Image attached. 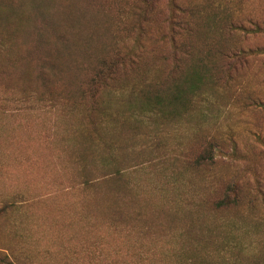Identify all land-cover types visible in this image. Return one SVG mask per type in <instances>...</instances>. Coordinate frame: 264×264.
I'll return each instance as SVG.
<instances>
[{
	"label": "rangeland",
	"instance_id": "rangeland-1",
	"mask_svg": "<svg viewBox=\"0 0 264 264\" xmlns=\"http://www.w3.org/2000/svg\"><path fill=\"white\" fill-rule=\"evenodd\" d=\"M44 1L47 15L26 9L25 21L14 26L25 39L22 46H10L11 53L0 47V60L25 47L21 74L37 81L23 86L25 94L12 84L18 75L0 82V208L7 206L0 212V264H173L192 242L190 228L206 233L223 219L245 243L247 256L264 254V195L257 194L253 209L241 205L216 212L210 206L214 190L229 182L258 187V176L264 187V146L254 135L264 140V107L233 105L236 90L244 87L243 99L252 94L264 101V52L247 57L234 74L236 89L213 91L209 105L197 98L190 114L148 112L140 101L132 107L127 99L111 95L115 118L99 126L105 146L99 145L86 134L79 107L67 97L86 72L85 48L100 54L115 41L116 32L122 41L121 0ZM166 1L158 2L146 27V59L154 52H170L164 41ZM177 3L248 29L264 27V0ZM125 5L126 11L130 4ZM223 25L197 38L200 53L212 46L211 62L223 61L218 49L264 48V31ZM44 26L51 29L48 38L39 37L34 46L33 38ZM48 55L56 61V71L38 80L40 59ZM167 67L161 66L160 76ZM41 81L47 82L45 88ZM35 89L44 93L41 99ZM218 125L236 131L241 153L233 157L228 147L212 168L188 167L187 155Z\"/></svg>",
	"mask_w": 264,
	"mask_h": 264
},
{
	"label": "trees",
	"instance_id": "trees-1",
	"mask_svg": "<svg viewBox=\"0 0 264 264\" xmlns=\"http://www.w3.org/2000/svg\"><path fill=\"white\" fill-rule=\"evenodd\" d=\"M121 1L119 3L122 4L123 14L121 12L118 15L120 18L118 25L124 29L121 32L122 41L118 40L116 32L115 41L108 47H104L106 49H102L100 54H91L88 52L89 49L85 48L86 72L67 97L74 102L73 107H79L86 123L84 130L93 143L105 146L99 126L106 121L110 123L115 118V114L110 112L111 95L127 99L132 107L140 101L141 109L144 108L148 112L166 114L178 109V115L190 114L196 109L197 98H203V102L209 105L211 103L209 97L213 91L223 92L236 89L237 78L234 74L236 72L238 74L247 57L264 52V48H233L228 51L218 49L223 61L221 63L211 62V45H207L204 53L197 50V38L200 33V35L207 36L214 29L221 30L224 23L227 24L228 29L252 30L251 32L254 33L264 31V27L255 25L252 29H248L242 23L223 21L218 15L215 17L209 14L204 15L203 10L197 6L186 7L177 3V0H167L168 32L164 36V41L169 43L170 52L167 54L154 52L149 59H146L145 52L148 53L144 41L147 35L146 27L160 0ZM125 4H130L126 11ZM26 9L47 15L44 0H0L1 50L8 49L11 53L10 46L19 44L22 46L21 43L25 39L17 36L14 26L25 21ZM216 9L215 7L214 14ZM124 15L127 16L126 19L120 23ZM29 16V19L32 16L37 17V15ZM119 26L118 29H120ZM49 29L48 26L40 28L43 32H39L33 38L34 46L38 44L39 37L48 38L47 35L51 30ZM135 31L137 33H134ZM58 39L64 42L66 38L59 35ZM62 47L65 48L63 45ZM57 50L62 52L60 48ZM66 54L67 51L64 55ZM24 59L25 47H21L17 53L13 52V56L10 55L0 60V82L2 79H5L3 82H8L11 76L18 75V80L12 84H18L23 88L30 83L29 80L33 78H30V75L26 76L25 71L21 74L22 69L25 68ZM55 62L51 61L49 55L48 57L42 56L35 77L42 80L48 71H56ZM162 64H167L168 67L162 72L165 75L160 76ZM33 81L35 82V78ZM46 86L47 82L41 81L40 88ZM243 89L245 90V87L236 90L237 99L234 106L238 108L250 105L264 107V101L252 94H248L249 96L243 99V94H245ZM23 91L25 94V88ZM35 92L40 99L44 95L38 89H35ZM254 135L255 140H260L264 146L262 136L258 133ZM228 147L233 157L241 153L236 131L230 126L225 128L218 125L214 132L202 139L197 149L187 155V166L212 168L219 153L228 154ZM107 158L108 156L103 157V159ZM100 161L103 160L100 159ZM115 174L121 176L120 171ZM255 179L258 187H237L233 181L227 183L225 187L216 188L210 199V206L216 212L240 208L241 205H247L249 209H253L257 194L264 195V187H259L262 185L261 179L258 176ZM5 207L7 206L1 207L0 212L4 211ZM115 212H119V209H115ZM229 226L228 221L223 219L217 229L207 227L206 233L199 234L190 228L188 235L192 242L187 250L182 247L181 253L176 256L177 259L173 264H264L263 252L247 256L245 243L235 236V230L230 229ZM217 257L221 259L220 262L216 260Z\"/></svg>",
	"mask_w": 264,
	"mask_h": 264
}]
</instances>
